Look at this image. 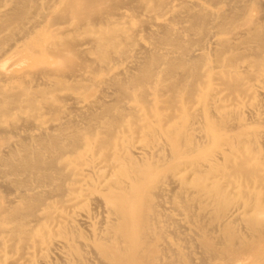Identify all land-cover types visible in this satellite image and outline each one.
I'll return each mask as SVG.
<instances>
[{
  "label": "bare ground",
  "instance_id": "1",
  "mask_svg": "<svg viewBox=\"0 0 264 264\" xmlns=\"http://www.w3.org/2000/svg\"><path fill=\"white\" fill-rule=\"evenodd\" d=\"M168 1L66 0V5L63 2L60 6L64 7L59 14H50L51 11L43 14V11L40 12L43 14L42 19L31 20L30 10L41 8V4L38 5L37 0H14L11 4L13 6L6 11L1 10L0 14L1 32L12 23H16L20 28L17 38L7 36L0 40V118L9 115L12 104L28 108L32 116H39L41 108L46 105L56 118L61 109L57 103L59 99H64L55 94L58 89H85V93L90 92L93 86L84 84L83 81L87 77L78 73V70L89 72L91 77L105 70L91 68L85 56L87 52H80L81 47L77 49L79 47L75 36L55 30V24H64L70 17L77 18L78 21L73 20L77 22V29L85 27L95 34L90 33L94 37L93 47L88 48L94 52L97 61L114 62L115 55L124 56L132 51L130 45L134 43L137 32L142 29H126L125 26H120L122 22L119 24L110 17L118 15L123 7L130 6L135 11L144 7L143 4L152 5L151 9L154 11H163ZM260 1L262 3L263 0ZM211 2L219 6L229 2L230 6L228 7L227 3L229 9L223 10L221 14L220 11V15H217L205 7L200 8V1H196L194 5L192 2L186 3L184 10L187 14L183 20H186L188 25L185 30L198 35L202 31L208 32L211 24L216 23L219 30L232 34L231 38L222 40L221 49H215L214 61L218 63V78L235 93L234 99L241 101L240 94L250 91L253 86L244 81L239 62L245 58L251 59L246 70L250 77L264 74V14L260 17L252 15L256 9L262 10L264 5L256 0ZM2 4L4 3H1V6ZM148 7L150 8L146 6L147 9ZM49 9H52V6ZM174 13L172 12L173 15ZM42 29L46 31L45 38L40 35ZM143 30L149 31L155 45L160 48L167 46L171 50L164 47L168 50L161 51L158 47L159 49L143 48L137 52L135 71L139 73L125 70V78L115 76L111 79L118 93L113 97L114 100L117 99L115 102L110 98L114 103L105 100L101 105L93 104L96 107L98 105V110L90 108L87 114L84 112V118H87L84 128L70 126L64 120V123H58L52 128L39 129V132L30 136L27 134V140H21L19 144L15 142L18 145L9 150H0V164L6 167V173L15 176L11 184L20 190L17 199L6 200L0 195V246L7 242V237L16 242L19 248L39 247L41 251L54 250L62 244L75 259L82 261V253L75 240L85 235L81 224L88 225L93 218L92 211L86 206L89 200L94 199L111 215L100 232L90 235V245L105 264H187L192 257L191 253L183 252L182 247L173 249L170 246L162 219L167 208L160 199H165L167 183L170 178H174L178 181L176 184L179 183L176 187L180 193L185 188L192 189L190 193H195L196 199L206 197L207 201L214 204L212 211L218 219L214 229L217 234L215 245L209 243L210 230L206 229L205 222L197 223V233L205 239L202 244L205 255L201 261L204 260L206 264H264V147L258 143V132L250 131L249 123L243 122L240 111L233 109L236 103H224L223 97H218L209 86L206 89L201 88L202 81L203 85L210 83V79L203 80V76H211L214 69H210L207 74L202 68L212 60V57L203 51V45L201 49H193L194 45L203 43L201 35L193 38L190 34L191 38H185L178 28L175 29L168 22L152 24ZM210 35L214 36L211 33ZM244 46H247V49ZM136 47L132 46V49L135 50ZM15 57L18 59L14 60ZM117 58L118 56L115 59ZM96 59L90 60L97 63ZM133 60L130 57V61ZM17 65H20L21 69L41 66L39 71L42 76L51 77L53 82L43 84L44 86L41 85L42 82L33 87L18 80L16 84L9 86L10 81L21 78L16 74L19 68ZM96 82L98 80H94V83ZM150 87L153 91H150ZM105 93L101 95L105 96ZM164 95L166 98L161 99ZM127 98L133 100L136 105L126 108L121 102ZM212 99L214 104L210 103ZM189 104H199L201 108L193 112ZM232 120L236 123L233 124ZM195 124L203 128L207 146L195 144L190 132ZM3 130L0 129V136L5 138L7 134L6 130ZM161 137L165 141L163 145L159 141ZM141 142L143 145H138ZM42 187H48L49 190H42ZM169 187L171 188V185ZM51 193L55 194L65 208H60L62 211L59 210L57 216L55 211H58L59 207L54 201H49ZM189 201L191 200H183L186 209H190ZM235 202L238 205L234 204ZM78 208L87 210L76 217ZM175 210L178 211L179 208ZM64 211L66 213L63 214ZM56 217H59L56 228L45 224V219ZM239 222L244 223L247 232L241 231ZM83 228L87 229L86 226ZM55 236L63 238L61 244L54 240ZM27 255L33 253L28 251ZM212 256L225 262H211L209 258ZM52 262L48 260L46 264Z\"/></svg>",
  "mask_w": 264,
  "mask_h": 264
},
{
  "label": "rangeland",
  "instance_id": "2",
  "mask_svg": "<svg viewBox=\"0 0 264 264\" xmlns=\"http://www.w3.org/2000/svg\"><path fill=\"white\" fill-rule=\"evenodd\" d=\"M38 1V5L39 3L42 5H39L41 8L37 9V8H32L30 11H31V20L32 19H35V20H39V19H42V15L46 13H49L50 11V14L52 13H56V14H59L60 10L62 11V7H60L62 5V3L64 1H61V0H37ZM190 0H172L170 2V0L168 1L167 3V7H165V12L164 10L163 11H154L153 9H151L152 5H144V7L142 6L139 10H135L130 8V6H126L125 8L123 7L118 15H115V16H112L110 17V19L112 21H118V23L122 22L120 24V26H125L126 29H128L129 27V30H141V32H137L136 34V39L134 37V43H132L130 45V50L131 52H128L127 54H124V56L122 55H118V61L117 59H115L117 56L115 55V58H114V62H102V61H97L96 59V55L94 54V52L90 51L89 48H92L93 47V43H92V39L94 38L93 35H90V33H92L90 30H88L87 28L85 27H78L79 29H77V22L75 21H78L77 18H74V17H70V20L67 22H63L62 23H57L53 26V28L55 30H59V31H63L65 34H69L70 33V36L74 37L72 38L75 42H77V49H81L79 50L80 52L84 51V52H87L85 53L84 55L86 56V58L89 60L88 61V65L90 66L91 64V68L94 67L95 68H99L103 70V72H99L97 73L96 75L92 76L91 77V74L89 72L85 73L83 72L84 70H78L80 72L78 73H81L85 78L87 77V79L84 82L85 85H91L93 86L92 90L90 92H86L85 89H79L77 91H71V90H66V89H61V90H57L55 92V94H58L60 97L62 96L64 99H59L58 101V106L61 107L60 109V114L58 115V117L55 118V115L52 114V111L49 110L48 107H46V105H43V109L41 108L40 110V113H39V116H32L31 115V112L28 108H20L18 107L17 105L15 104H12L11 107H10V113L9 115L7 116H4L3 118H0V129H4L3 131L6 130V133L7 134V138L5 140L4 136H0V150L2 151L3 150H9L11 147H15L19 144V142L21 140H27V138L35 133V132H39V129H42V128H52L54 127L55 125H58V123H64V120L66 123H68L70 126L71 125H76L78 127H82L84 128L87 123V118H84L85 115L87 114V112L89 110H91L92 108L93 109H97L98 110V105L97 107L95 106L96 104H99L101 105L102 103L104 102H111V103H114L115 100L117 99H113V97L115 98L116 95H118L117 91L115 90V87L114 85L112 84V81L111 79L115 76H123L125 75V72L127 71H131L132 73H139V71H135L137 69L135 64H136V61L138 60V53L141 49L143 48H153V49H156V48H160V46L158 45H155V43L152 41V36L150 33H148L149 31H144L143 29L145 28H148L149 26H151L152 24H158V23H165V22H168L172 25V27H174L175 29L178 28V30H180L182 32V34L185 36V38H188L189 39V36L191 38V35L193 38L198 37L199 35H201L203 37V43L200 45V44H196L193 46V49L195 48L196 49H201L202 48V45H203V51H205L209 56L212 57V60L208 61L207 63H205L203 65V70L204 72H207V74H209V70L214 68L211 72V76H203V80H207V79H210V83L209 84H205L203 85V81L201 83V88L202 89H206L208 86L209 88H212L214 90V93L217 94L218 97H223V102L226 103V104H231V103H236L233 105V109L235 110H238L240 111V113L242 114V118H243V122L244 123H249V130L252 131V132H258V143L260 144H263L262 146L264 147V74H260L259 77L256 76V77H250L248 71H246L248 69V64L250 62L251 59L249 58H245V59H242L240 62H239V70L242 72V75L244 77V81L248 84V85H251L253 86L252 89L244 94H240L239 98L241 99V101H237L234 99L235 97V93L233 91H231L228 86L224 83V81L220 78H218V75H217V71L219 69H217V65L218 63L216 61H214V53L217 49H221L222 48V40L224 38H228V37H232L231 35L232 34H229L227 32H223L221 30H219L217 27H216V23L214 25L211 24V27L213 28H209L208 32L207 31H202L201 34H196V33H193V32H188L187 30H185L186 26L188 25L187 21L186 20H183L185 17H186V10H184V6H186L187 4L186 3H190L192 2V5H194V3L196 1H200L201 5H200V8H204L205 9H208V10H211V11H214L215 14H219L218 12L223 13L224 11H226L227 9H229L228 7L230 6L229 2L225 3V4H214V2H211V0H191L190 2H188ZM210 1V3H209ZM246 1V0H245ZM248 1V0H247ZM258 2H260V4L263 6L264 4V0L261 1L260 0H256ZM49 2V3H47ZM55 2V3H54ZM170 2V3H169ZM184 2V3H182ZM204 2V3H203ZM207 2V3H205ZM1 3H4L2 4L1 6ZM0 3V14L2 11H6V9H10L13 5H11L12 3H14V0H2ZM43 3H45L46 5H44ZM54 5H52V4ZM56 3H58L56 5ZM65 5H66V0H65ZM63 3V4H64ZM213 3V4H212ZM178 4V5H177ZM181 4V6H180ZM227 4V6H226ZM11 5V6H10ZM56 5V6H55ZM183 5V6H182ZM191 5V4H189ZM191 5V6H192ZM48 8H47V7ZM52 6V9H49V7L51 8ZM55 6V7H54ZM146 6H150V8L148 7V9L146 8ZM170 6V7H169ZM216 6V7H215ZM219 6V7H218ZM226 6V7H225ZM54 7V8H53ZM176 7L178 9H176ZM181 7L182 9V13H181V9H179ZM47 8V9H46ZM146 8V10H151V11H146L144 10ZM256 8V7H255ZM254 8V9H255ZM42 9V10H41ZM59 9V10H58ZM2 10V11H1ZM35 10V11H34ZM37 10V11H36ZM41 10V11H40ZM49 10V11H48ZM58 10V11H57ZM168 10V11H167ZM183 10H184V13H183ZM217 10V11H216ZM219 10V11H218ZM224 10V11H223ZM44 11V12H43ZM259 11V12H258ZM36 12V13H34ZM40 12H43V14H41ZM121 12V13H120ZM134 12V13H133ZM140 12V13H139ZM168 12V13H167ZM172 12L174 13V15L172 14ZM32 13H34L32 15ZM135 13L137 15H135ZM256 13V14H255ZM41 18H39L40 16ZM122 14V15H121ZM140 14V15H139ZM152 14V15H151ZM180 14V15H178ZM219 14V15H220ZM261 14L263 15L264 14V6L261 9H256L255 12L253 11L252 12V15L253 16H257V17H260ZM139 15V16H138ZM149 15V16H148ZM178 15V17H177ZM118 16V17H117ZM146 16V17H145ZM155 16V17H154ZM170 16V17H169ZM181 16V17H179ZM183 16V17H182ZM34 17V18H32ZM36 17V18H35ZM119 18L116 19V18ZM154 17V18H153ZM171 18V19H170ZM173 18V19H172ZM179 20H178V19ZM72 19V20H71ZM74 19H76L75 21H73ZM146 21H145V20ZM154 19V21H153ZM182 19V21H181ZM186 19V18H185ZM124 20V21H123ZM152 20V21H151ZM148 21V22H147ZM75 22V23H74ZM153 22V23H152ZM156 22V23H155ZM183 22V23H182ZM185 22V23H184ZM70 23V24H69ZM75 24V25H74ZM148 24V26H147ZM68 25V26H67ZM140 25V26H139ZM214 25V26H213ZM59 26V29H57V27ZM66 26V27H65ZM144 26V28H143ZM179 26V27H178ZM15 27V28H14ZM56 27V28H55ZM138 27V28H137ZM140 27V28H139ZM64 30H61L63 29ZM66 28V29H65ZM18 29L20 30V28L17 26V24L15 23H12L10 24V26L6 29H3L2 32L0 31V40H4L7 36H15V38H17L16 36H18V34H20V32L18 31ZM70 29V30H69ZM182 29H184L182 31ZM12 30V31H11ZM66 30V31H65ZM68 30V31H67ZM79 30V31H78ZM15 33H14V32ZM41 36L42 37H46V31H44L43 29L41 30ZM89 31V32H88ZM187 31V32H186ZM215 31V33H214ZM78 32V33H77ZM184 32V33H183ZM205 32V33H204ZM11 33V34H10ZM17 33V34H16ZM73 33V35L71 34ZM204 33V34H203ZM213 34L214 36L210 35ZM15 34V35H14ZM94 34V33H92ZM144 34V35H143ZM147 34V35H146ZM191 34V35H190ZM194 34V35H193ZM208 36H211V37H208ZM88 35V37L86 36ZM95 35V34H94ZM146 35V37H144ZM65 37H67L66 35H64ZM92 37L90 39V37ZM188 36V37H187ZM34 37V36H33ZM83 39H82V38ZM148 37V38H147ZM80 39L81 42H79L78 39ZM89 39V40H88ZM91 40V41H90ZM139 40V42H138ZM14 41V39H13ZM30 41V39L28 40V42ZM84 41V42H83ZM140 42H142L141 44H139ZM208 42V43H207ZM212 42V43H211ZM215 42V43H214ZM84 43V44H83ZM91 43V44H90ZM139 45H138V44ZM151 43V44H149ZM206 43V44H205ZM79 44V46H78ZM135 44V46H134ZM154 44V45H153ZM215 46H214V45ZM217 44V46H216ZM92 45V46H90ZM137 45V47H136ZM141 45V46H140ZM212 45V47L210 46ZM132 46L136 49L134 50V48L132 49ZM144 46V47H143ZM153 46V47H152ZM156 46V47H155ZM43 47V46H41ZM39 47V49L41 48ZM89 47V48H88ZM140 47V48H139ZM164 47H167V46H161L160 50L161 51H166L168 50L167 48H169L171 50L170 47H167V48H164ZM206 47V48H205ZM214 47H217V48H214ZM220 47V48H219ZM245 47V46H244ZM158 48V49H159ZM164 48V49H163ZM247 49V46L245 47ZM86 49H88V51H85ZM139 49V50H138ZM212 51H211V50ZM216 49V50H215ZM245 49V50H246ZM134 51V53H133ZM136 51V52H135ZM21 52V51H20ZM83 53V52H82ZM136 53V54H135ZM250 53V52H248ZM20 54V53H19ZM18 54V55H19ZM130 56H129V55ZM132 55V56H131ZM89 56V57H88ZM127 56H129V58H127ZM137 56V57H136ZM19 57V56H17ZM17 57H15L14 60L18 59ZM91 57V58H90ZM93 57V58H92ZM126 57V58H124ZM130 57H131V60H133V62L130 61ZM135 57H136V60H135ZM94 61V59H96L97 63L96 62H93L91 61L90 59ZM123 61H122V60ZM117 60V61H116ZM129 60V61H128ZM116 62V63H115ZM123 62V63H122ZM127 62V63H126ZM93 63V64H92ZM94 64H96V66H94ZM101 64V66H100ZM102 64H104V66H102ZM61 65H63V62L61 63ZM19 68L18 70L16 71V74H17V77H21L20 79H14L12 81H10L9 83V86L10 84H16L18 82V80L20 81H25L27 82L29 85L33 86H37V85H40L42 82L41 85L43 84H49L50 82L52 83L53 82V79L51 77H46V76H42V74L40 73L39 69L41 66H34V67H29L27 69H24L20 67V65H17ZM100 66V67H99ZM107 66V67H106ZM131 66V67H130ZM134 66V67H133ZM126 67V68H125ZM134 69H133V68ZM246 67V69H245ZM111 68V69H110ZM126 70V71H125ZM133 70V71H132ZM244 70V71H243ZM27 72H30V73H27ZM38 72V73H37ZM23 73V74H21ZM37 73V74H36ZM122 74V75H121ZM39 75H40V78H39ZM114 75V76H113ZM35 76V78H34ZM38 76V78L36 77ZM71 76V75H70ZM111 76V77H110ZM126 76V75H125ZM90 77V78H89ZM35 80H34V79ZM89 78V79H88ZM106 78V80H104ZM125 78V77H124ZM33 81H32V80ZM37 79V80H36ZM92 79V80H91ZM94 80L98 82L94 83ZM110 82H109V81ZM47 83H46V82ZM104 81V82H103ZM106 81V83H105ZM109 83H108V82ZM31 82H33V84H31ZM45 82V83H44ZM105 83V84H103ZM103 84V85H102ZM108 84V85H107ZM112 84V85H111ZM8 85V84H7ZM95 85V86H94ZM107 87H106V86ZM110 85V86H109ZM8 86V87H9ZM44 86V85H43ZM98 86V87H97ZM102 87V88H101ZM106 87V88H104ZM114 87V89H113ZM151 87H153V85H151ZM150 87V91H153V88L151 89ZM99 88L101 90H99ZM104 88V90H103ZM110 88V89H108ZM106 89V90H105ZM108 90V91H107ZM263 90V91H262ZM104 91V92H103ZM106 92H109V93H105ZM115 91V92H114ZM100 92V93H99ZM111 92V93H110ZM262 92V93H261ZM82 93V94H81ZM103 93H105V96H102ZM115 93V94H114ZM261 93V94H260ZM70 94V95H69ZM108 94V95H107ZM109 94L112 96L109 97ZM259 94V95H258ZM67 96L65 98V96ZM250 95V96H249ZM263 95V97H262ZM101 96V97H100ZM253 96V97H252ZM59 97V98H60ZM71 97V98H70ZM97 97V98H96ZM100 97V98H98ZM107 97V98H105ZM75 100H74V99ZM84 98V99H82ZM103 100H102V99ZM110 98L111 100H114L113 101H110ZM117 98V97H116ZM166 98V95H164V97H161V99H164ZM66 99V100H65ZM72 99V100H71ZM95 99V100H94ZM99 99V100H98ZM109 99V100H108ZM74 100V101H73ZM106 100V101H105ZM129 98L127 99H124L122 100V104L124 106H126V108H131L133 106L136 105V103L133 101V100H129ZM67 101V103H65ZM73 101V102H72ZM83 101V102H81ZM93 101V102H92ZM99 101V103H98ZM104 101V102H103ZM260 101V102H259ZM96 102V103H95ZM102 102V103H101ZM72 103V104H71ZM75 103V104H74ZM78 103V104H77ZM162 103V102H161ZM210 103H213L214 104V100L212 99L210 101ZM87 104V105H86ZM95 104V105H93ZM263 104V105H262ZM72 105V107H71ZM74 105V106H73ZM85 105V107H83ZM89 105H91V107H89ZM190 105V110L191 111H197L201 108V106L199 104H189ZM13 106V107H12ZM45 106V107H44ZM17 107V108H16ZM71 107V108H70ZM80 107V108H79ZM88 107V108H87ZM256 109H255V108ZM46 108V109H45ZM48 108V109H47ZM91 108V109H90ZM49 112H48V111ZM70 110H74V112L72 113ZM82 110V111H81ZM88 110V111H87ZM245 110H247L245 112ZM259 110V111H258ZM64 111V112H63ZM77 111V112H76ZM80 111V112H79ZM263 111V112H262ZM71 112V113H70ZM86 114H85V113ZM67 113V114H65ZM251 113V114H250ZM255 113V114H254ZM69 114V115H68ZM74 114H75V117H74ZM249 116H248V115ZM67 115V117H66ZM73 115V116H72ZM78 115V117H77ZM82 117H80V116ZM61 116V117H60ZM250 117L248 119V117ZM254 116V117H253ZM60 117V118H59ZM65 117V118H64ZM260 117V118H259ZM70 118V119H69ZM19 119V120H18ZM76 120L75 122H73V120ZM79 119V120H78ZM84 119V120H82ZM86 119V120H85ZM254 119V120H253ZM258 120V123H257V120ZM69 122H68V121ZM198 120V118L196 119ZM28 121V123H27ZM233 121V124L236 123L235 120H232ZM31 122V123H29ZM71 122V123H70ZM73 122V123H72ZM253 122V123H252ZM262 122V123H260ZM77 123V124H76ZM4 124V125H3ZM11 124V126H10ZM17 124V125H16ZM29 126H28V125ZM22 125V126H21ZM24 125V126H23ZM50 125V126H49ZM80 125V126H79ZM4 126V127H3ZM21 126V127H19ZM26 126V127H25ZM3 127V128H2ZM11 127V129H9ZM13 127V128H12ZM31 127V128H30ZM27 128V129H26ZM38 128V129H37ZM9 131V132H8ZM263 131V132H262ZM8 132V133H7ZM18 132V133H17ZM191 134L193 135L194 137V142L195 144H199V145H202V144H205V146H207L206 142H205V135H204V130L203 128H200L198 127L197 124H195L194 128L191 129ZM13 133V134H12ZM17 133V134H15ZM26 134V135H24ZM27 134L29 136H27ZM15 135V136H14ZM22 135V136H21ZM22 138H20V137ZM9 138V139H8ZM14 140V141H13ZM200 140V141H199ZM160 143L161 145H163L165 143L164 139L161 137L160 138ZM11 142V144H10ZM15 142H17L15 144ZM4 143V144H3ZM7 145L9 147H7ZM138 145H143V142L141 143H138ZM6 146V147H5ZM6 167L4 165H1L0 164V195L3 196L6 200H12V199H17V196L19 195L20 193V190L16 187H13V185L11 184V181L12 179L15 177L13 174H9V173H6L5 171ZM2 177V178H1ZM6 180V182H5ZM172 181V183H170ZM9 182V184L7 185V183ZM178 181L174 180V178H170L168 183H167V190H166V193H165V199L162 200V198L160 199V202H162L163 204H165L167 210H166V215L164 217H162L163 221H164V226H165V230L167 231V238L170 242V246L173 248V249H176V248H183V252L185 253H191L190 254V262L187 263V264H206L204 263L203 261H201V259L204 258V249L202 248V244H203V240H205L203 237L199 236L197 232L198 231V228H197V223L199 221H203L205 222V227L207 230H210L209 231V238H210V241L209 243L211 245H215L217 243V240H216V233L214 232V229L216 228V224L218 223V219H216V216H215V213L213 210L214 208V204H212L211 202L207 201L206 200V197H200V199H196L195 197L197 196L195 193H190L192 192V189H184L182 193H180V190L178 191V184H176ZM171 185V188L169 187ZM175 188H174V187ZM7 187V189H6ZM4 188V189H3ZM13 188V189H12ZM172 190L170 192V190ZM42 190L44 189H48V187L44 188L42 187L41 188ZM175 189V190H174ZM2 190V191H1ZM6 190V191H5ZM8 194H6V193ZM15 192V193H14ZM173 193V194H172ZM171 194V195H170ZM184 194V195H183ZM169 196H172V197H169ZM180 196V197H179ZM15 197V198H14ZM51 199L49 201H54L53 203H55L58 207V211H55V214L56 216L58 215V212H60L59 210H61L60 208L62 209H65L63 208L64 206H62V202L57 198L55 197V194H52L50 195ZM170 198V199H169ZM194 198V199H193ZM172 199V200H171ZM184 199H189L191 201L190 204V209H186L184 207V202L183 200ZM199 200V201H198ZM168 201V202H167ZM196 201H197V204H196ZM201 201H205L204 203L201 202ZM195 203V204H194ZM236 205H238L236 202L234 203ZM233 204V205H234ZM197 205V207H196ZM170 207V208H169ZM196 207V208H195ZM86 208H89L91 211H92V216L93 218H91L90 220V223L88 225H82L81 224V229L82 231L84 232V237H79L77 238L75 241L77 243V245H79L80 247V250H81V253H82V258L83 260L82 261H79L77 258L75 259V256H73L71 253H69L64 247L63 245L61 244V240L63 239L61 236H55L54 237V240L56 242H58L59 244L61 245H58L55 247L54 250H48V249H45L43 251H41V249L38 247L37 249L36 248H33L31 246H26V247H23V248H19L16 244V242L14 243V241L12 239H10L9 237H7L6 239V243L3 244V246H0V264H46V262L48 260H52V264H88L90 263L91 261L93 262V264H103L104 260L102 259V257L94 250V248L90 245L91 244V240H90V235L92 236V233L94 232H100V229H102V227H104L105 223H106V220L108 218L111 217L110 213L107 211L106 208H104V206H102L99 202H97L96 200L94 199H91L87 202V206ZM98 208V209H97ZM174 208V209H172ZM175 208H179V210H175ZM97 209V210H96ZM197 209V210H196ZM87 209H84V208H78V210H76L75 212V216L76 217H79V214H81L83 211H86ZM169 210V211H168ZM195 210V211H194ZM62 211V210H61ZM102 211V212H100ZM107 211V212H106ZM192 211V212H191ZM194 211V213H193ZM106 212V213H104ZM202 212V213H201ZM207 212V213H206ZM66 213L65 211L63 212V214ZM104 213V214H103ZM206 213V215H205ZM169 214V215H168ZM197 217H196V215ZM201 214V215H200ZM203 214V215H202ZM195 215V216H194ZM205 216V218L203 217ZM212 216V217H211ZM192 218V219H191ZM201 218V220H200ZM213 218V219H212ZM64 218H61V220H63ZM169 219V220H167ZM177 219V220H176ZM58 221H59V217H56L55 219H49V220H46L45 219V224H47L50 228H56V225L58 224ZM192 221V222H190ZM170 222V224H169ZM207 222V223H206ZM167 224V225H166ZM238 227L241 229L242 232H247V229L245 228V225L243 222H239L238 223ZM244 225V226H243ZM10 226V225H9ZM87 227V229L83 228V227ZM167 226V227H166ZM181 228H180V227ZM215 226V227H214ZM177 228V229H176ZM210 228V229H208ZM244 228V230H243ZM179 229V230H178ZM213 229V231H212ZM171 230V231H169ZM90 231V232H89ZM182 231H183V234H182ZM88 236V237H87ZM183 239V240H182ZM182 240V241H181ZM81 241V242H80ZM196 241V242H195ZM80 242V243H79ZM186 242V243H185ZM188 244V245H187ZM90 245V246H89ZM61 246V247H60ZM188 248H187V247ZM92 247V248H91ZM187 249V250H186ZM202 249V250H201ZM93 250V251H91ZM31 252L33 253V255H30L28 256L27 255V252ZM195 251H198L195 252ZM201 251V252H199ZM203 251V252H202ZM94 252V253H93ZM97 253V254H96ZM96 254V255H95ZM69 255V256H68ZM84 256V257H83ZM55 257V259H54ZM58 257V258H57ZM61 257V258H60ZM86 257V258H85ZM175 258V256H173ZM201 257V258H200ZM203 257V258H202ZM211 257V256H210ZM200 258V259H199ZM62 261H61V260ZM103 261H102V260ZM191 259H193V261H191ZM19 260V261H18ZM64 260V261H63ZM71 260V261H70ZM86 260V261H85ZM101 261V263L99 261ZM209 260H211V262H225L223 259H219V258H216V257H213L212 258H209ZM39 261V262H38ZM41 261V262H40ZM66 261V262H65ZM59 262V263H58ZM81 262V263H80ZM92 262L90 264H92ZM98 262V263H97ZM192 262V263H191ZM105 264V262H104Z\"/></svg>",
  "mask_w": 264,
  "mask_h": 264
}]
</instances>
